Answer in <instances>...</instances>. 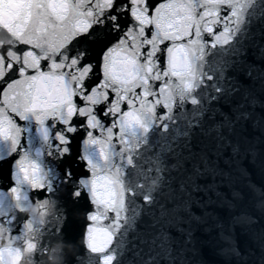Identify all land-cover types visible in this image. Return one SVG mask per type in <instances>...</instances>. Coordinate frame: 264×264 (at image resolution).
Masks as SVG:
<instances>
[{"label": "snow or ice", "instance_id": "snow-or-ice-1", "mask_svg": "<svg viewBox=\"0 0 264 264\" xmlns=\"http://www.w3.org/2000/svg\"><path fill=\"white\" fill-rule=\"evenodd\" d=\"M259 20L264 0H0V162L10 161L13 182L0 188V264L62 259L59 245L71 243L59 206L64 192L92 205L89 264H123L125 238L156 203L159 176L138 163L141 147L150 133H166L189 103L197 109L190 135L208 99L236 91L210 83L223 78L215 60L243 55ZM89 42L101 47L96 64L80 47ZM247 118L240 112L218 121L222 150H238L229 136ZM80 129L82 150L65 163ZM188 166L181 190H199L192 175L210 176L212 166ZM145 264L159 261L149 255Z\"/></svg>", "mask_w": 264, "mask_h": 264}, {"label": "water", "instance_id": "water-1", "mask_svg": "<svg viewBox=\"0 0 264 264\" xmlns=\"http://www.w3.org/2000/svg\"><path fill=\"white\" fill-rule=\"evenodd\" d=\"M115 42L113 37L111 43ZM80 47L88 49L87 59L96 64L101 47L91 42ZM241 47L244 52L238 59L216 58L223 78L210 82L236 91L208 99L207 113L190 135L184 133L190 132L189 121L197 109L189 103L166 133H150L149 144L141 147L138 163L159 176L153 193L156 203L141 211L125 238L123 264H145L149 255L156 256L159 264H264V20L253 23ZM161 111L157 106V113ZM240 112L248 118L240 120L229 136L238 150L224 151L216 138L218 121L224 116L238 119ZM102 120L109 124L107 118ZM84 139L83 129L73 134V157L65 163L74 164ZM189 161L211 164V175L193 174L199 190L190 186L182 191L180 186L188 183L185 178L192 172ZM76 171L80 175L83 168ZM11 172L10 161L0 162V188L13 183ZM59 202L66 217L63 231L71 243L59 245L63 257L52 256L50 264H89L84 236L92 223L86 218L92 205L87 199L73 201L67 192L59 194ZM161 241L163 249L157 246Z\"/></svg>", "mask_w": 264, "mask_h": 264}, {"label": "clouds", "instance_id": "clouds-1", "mask_svg": "<svg viewBox=\"0 0 264 264\" xmlns=\"http://www.w3.org/2000/svg\"><path fill=\"white\" fill-rule=\"evenodd\" d=\"M27 264H31V261L27 262Z\"/></svg>", "mask_w": 264, "mask_h": 264}]
</instances>
